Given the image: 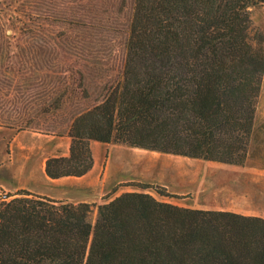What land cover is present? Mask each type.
I'll return each instance as SVG.
<instances>
[{"label": "trees", "instance_id": "1", "mask_svg": "<svg viewBox=\"0 0 264 264\" xmlns=\"http://www.w3.org/2000/svg\"><path fill=\"white\" fill-rule=\"evenodd\" d=\"M259 4L0 0V126L70 138L68 156L45 162L51 180L86 175L91 141L243 166L264 79ZM90 212L5 195L0 264H264L261 218L144 192Z\"/></svg>", "mask_w": 264, "mask_h": 264}, {"label": "rangeland", "instance_id": "2", "mask_svg": "<svg viewBox=\"0 0 264 264\" xmlns=\"http://www.w3.org/2000/svg\"><path fill=\"white\" fill-rule=\"evenodd\" d=\"M250 12L253 26L264 31V4L251 8ZM7 34H11V31ZM256 117L264 118V79ZM30 131L47 136L68 137L43 130H17L0 126V199L19 190L42 188L40 183L28 184L27 171L33 169L39 176L38 160L43 159L42 153L45 152H39L40 144L32 138ZM22 132L30 135L28 139L22 138L27 144L25 149L20 148L19 141L14 140L16 134ZM103 145L105 149L101 152L99 165L94 172L98 176L97 188L101 196L96 202L90 203L91 223L96 218L98 205L127 192H144L159 201L182 207L186 204L216 210L232 206L230 194L233 166L131 148L122 144ZM131 185H144L148 188ZM26 186L28 189L24 188ZM15 189L16 191L10 193V190ZM157 191L167 196H160Z\"/></svg>", "mask_w": 264, "mask_h": 264}, {"label": "crops", "instance_id": "3", "mask_svg": "<svg viewBox=\"0 0 264 264\" xmlns=\"http://www.w3.org/2000/svg\"><path fill=\"white\" fill-rule=\"evenodd\" d=\"M26 134L22 132L16 134L14 137V140L19 141L20 148L22 149L27 148V144L22 138H30V135ZM31 136L39 142V152H45L42 153L44 155L43 159L40 158L38 160V165H40L39 176L38 174L36 175V172L34 173L33 169L27 171L28 184L40 183L42 188L40 190H30L27 188V184L24 187L28 189L27 191L54 201L74 204H90L100 198V190L97 188L98 176H95L94 172L96 170L95 168L99 165V157L105 149V145L96 141L90 142L93 166L88 174L80 178L64 177L51 180L45 175V162L48 158L68 156L71 140L68 137L61 138L32 132ZM232 172V189L230 194L232 206L230 208L216 209L215 211H226L264 219V118H255L245 163L243 166H233ZM14 191L16 189L10 190V193ZM183 207L208 210L186 204Z\"/></svg>", "mask_w": 264, "mask_h": 264}]
</instances>
